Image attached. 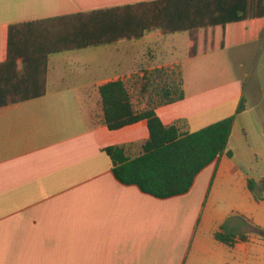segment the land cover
I'll return each mask as SVG.
<instances>
[{
    "label": "crops",
    "instance_id": "crops-1",
    "mask_svg": "<svg viewBox=\"0 0 264 264\" xmlns=\"http://www.w3.org/2000/svg\"><path fill=\"white\" fill-rule=\"evenodd\" d=\"M140 1L149 0H0V31ZM147 35L169 34L156 29L138 40ZM138 40L112 43L102 60L82 53L89 47L50 54L45 93L0 106V264H264V25L253 41L187 55L188 77L159 50L158 64L180 66L185 93L155 108L164 125L185 120L192 132L234 115L231 156L215 158L187 192L166 198L117 180L104 152L132 144L126 154L135 156L149 135L146 119L109 129L98 92L105 82L132 80L143 60ZM252 42L253 57L239 58L233 72L226 50ZM62 53L77 59L61 61ZM241 97L245 108L235 113ZM221 225L246 239L222 243L214 236Z\"/></svg>",
    "mask_w": 264,
    "mask_h": 264
},
{
    "label": "trees",
    "instance_id": "trees-1",
    "mask_svg": "<svg viewBox=\"0 0 264 264\" xmlns=\"http://www.w3.org/2000/svg\"><path fill=\"white\" fill-rule=\"evenodd\" d=\"M263 25L264 0H149L9 24L0 31V106L43 95L53 53L138 40L158 29L163 34L186 32L192 41L188 55L195 56L253 41ZM127 82L111 80L98 88L102 121L109 129L147 121L149 135L137 155L126 154L132 144L104 148L117 180L166 198L187 192L196 174L215 158L231 156L226 146L234 115L188 132L185 120L164 125L155 113L156 107L184 98L180 66L144 71L139 93L146 103L140 109ZM244 108L241 97L235 113ZM247 186L256 201L262 199L253 179ZM221 229L214 236L228 246L246 239V234Z\"/></svg>",
    "mask_w": 264,
    "mask_h": 264
},
{
    "label": "rangeland",
    "instance_id": "rangeland-1",
    "mask_svg": "<svg viewBox=\"0 0 264 264\" xmlns=\"http://www.w3.org/2000/svg\"><path fill=\"white\" fill-rule=\"evenodd\" d=\"M188 35L186 32H176L174 34L169 35H163L161 37L153 36V35H147L144 39L138 40L135 42H132L135 46H137L140 50L139 54L143 53V60L136 63L134 67V72L132 73V80L129 79L127 82L128 88L133 96V102L135 106L140 109L143 106H145L146 98H142L139 93V85H140V78L144 71L146 70H152V68H159V67H166L168 66H162L161 64H158L160 61L159 59L161 56L164 58V54H160L159 50H165L167 52V58L166 60H177L179 63H182L183 66H185L186 76L188 77L189 69L192 67L191 61H187V55H188ZM254 44L249 43L237 48L233 49H227L226 53L229 55V59L232 63L231 69L233 72H237L238 67L236 66L237 60L239 58L251 59L250 57H253V50H254ZM105 49H97L98 47H89L85 50H82V53L86 55V57L93 61V59L96 60H102L104 59L103 55H105V52L113 50L112 44L104 46ZM106 50V51H104ZM100 51H104V53H100ZM142 51V52H141ZM74 54L76 53H62L61 54V61L66 62H72L76 61L77 58L74 57ZM59 58V59H60ZM54 59H58L53 57L52 63L55 61ZM158 60V61H157ZM196 69H203V66L195 67ZM176 70L177 67H175ZM68 83V82H67ZM157 84V83H155ZM83 108V107H82ZM91 113L96 112V110H90ZM245 222V221H244ZM248 226V224H245Z\"/></svg>",
    "mask_w": 264,
    "mask_h": 264
},
{
    "label": "water",
    "instance_id": "water-1",
    "mask_svg": "<svg viewBox=\"0 0 264 264\" xmlns=\"http://www.w3.org/2000/svg\"><path fill=\"white\" fill-rule=\"evenodd\" d=\"M260 235L264 236V231H259Z\"/></svg>",
    "mask_w": 264,
    "mask_h": 264
}]
</instances>
